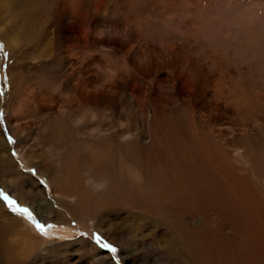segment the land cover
I'll list each match as a JSON object with an SVG mask.
<instances>
[{
    "label": "bare ground",
    "instance_id": "6f19581e",
    "mask_svg": "<svg viewBox=\"0 0 264 264\" xmlns=\"http://www.w3.org/2000/svg\"><path fill=\"white\" fill-rule=\"evenodd\" d=\"M72 1L61 0L62 8L59 9V36L65 44L62 48L63 58H60L63 60L61 68L65 72L64 81L58 86V81L53 83L49 79L45 82L47 85L52 84L51 88L48 85L50 89L40 93L41 79L35 83L29 80L24 84L26 75L21 73L18 83L12 80L15 86L29 84V103L44 111L52 120L57 117L63 119L64 112L68 111L64 110L65 107H68L69 112L74 111V106L78 109L76 111L79 114L68 125L71 129L74 125L82 127L79 128L78 137L73 139L75 142L59 141L55 137L50 148L65 151L64 146H76L77 152L73 151L78 155L76 163L82 169L88 168L82 170L87 173L86 185L77 192L76 182L69 178V172L41 168V172L51 176L55 196L67 201V204L74 203L73 197H77L78 202L83 199L109 200L107 208L98 210L94 204L85 205L83 202L79 216L95 221L113 240L118 241L117 237L121 236V242L127 243L134 237L133 230L152 228L137 243L148 242V246L158 249V254H171L179 264H239V259L245 260L248 255L251 261H264V133L257 130L251 121L242 123L239 128L220 123L222 119L231 120L232 114L242 116L257 108H263L264 111L260 97L254 99L250 95L252 80L243 81L250 86L247 85L240 93L236 86L226 85L224 91L218 94V89L214 87L216 75L213 72V76L208 75L203 69L190 64L188 45L181 41L176 46L182 59L179 56L166 58L155 42L158 40H145L149 35L155 36L152 31L157 23L154 9L146 10L145 17L139 11V18L132 8L126 11L129 12L127 21L130 20L133 32L128 49V58L134 57L133 67L129 68L116 60L103 73H86L83 70L87 62L84 54L78 52V58L72 52L74 44H79V38L71 31V27L86 25L87 41H90L100 29L105 30L106 25L99 22L103 10L96 13L97 16H92L94 20L89 13L81 16ZM160 23L166 24L163 20ZM24 29V36L13 40L14 45L27 40L29 36L36 37L31 29L27 31V25ZM165 36L161 38L163 41L171 38L164 39ZM171 45L170 50L174 47ZM52 49L47 52L46 46L40 47L38 54L49 56ZM59 53L62 54L61 51ZM53 57L57 59V52L53 53ZM21 87L17 92L19 99L26 97ZM161 91L166 93L161 94ZM57 94L63 95L67 105L59 104ZM159 111H167L177 119L169 131L165 129L160 132ZM142 117L147 121H140ZM125 119L131 123L125 124ZM15 122L12 120L10 123L12 130L23 135V129L19 128L18 121ZM30 148L34 153V146ZM103 151H114L116 153H110L117 156L106 158ZM65 156L69 157L67 154ZM145 156L151 157L145 158L143 165L141 161ZM125 164L140 170L144 178V193H140L142 189L139 184L127 183L123 174L118 172V168ZM58 165V168L67 167L62 160L58 161ZM157 170L165 172L164 182L154 179ZM80 179L83 182L84 178ZM103 182H106L105 188ZM149 186L152 194L148 192ZM37 192V196L32 195L33 199L43 208L33 202L30 204L36 207L42 217L51 219V204L45 189L40 186L39 193L43 195ZM128 198H135L136 201L130 203ZM126 200L131 204L127 209L135 211L131 220H128V227L118 226L120 234L117 230L105 229L113 217L111 213L122 215L126 211L123 206ZM159 234L163 240L156 237ZM38 245L37 236L24 224L11 218L0 204V264H26ZM99 250L93 246V251L98 253ZM105 258L103 255L98 260Z\"/></svg>",
    "mask_w": 264,
    "mask_h": 264
},
{
    "label": "rangeland",
    "instance_id": "374dc122",
    "mask_svg": "<svg viewBox=\"0 0 264 264\" xmlns=\"http://www.w3.org/2000/svg\"><path fill=\"white\" fill-rule=\"evenodd\" d=\"M60 3L61 0H0V43L4 45L3 50L0 51V89H2V92H0V142H2V144L0 143V189L8 193L19 205L28 207L36 220L45 225L44 231L39 230L32 220L13 212L8 204L0 199V204L5 212L11 218L24 224L25 228L31 230L39 240L38 248L31 254L30 259H27L26 264H179V262L174 261L171 254L166 256L158 254V249L148 246L146 244L148 242L144 244L137 243V240L142 235L150 233L152 228L151 230L150 228L141 229L142 231L140 229L133 230L134 237L129 243L121 242V236H119L120 238L117 237L118 241L113 240L102 228L96 225L95 221L79 216L81 215L80 209L83 202L85 205L94 204L95 209L98 210L107 208L110 204L109 200L83 199L84 201L80 200L78 202V198L73 197L74 203L67 204V201H62L55 196L51 176L41 172V168L55 172L61 170H65V173L69 172V178L73 179L74 183L76 182L75 189L77 192L81 191L87 181L85 177L87 173L82 170H88V168L82 169L76 163L78 155L75 153L77 148L74 144V147L68 146L66 148L64 146L63 150L65 151L50 148L55 137H58L55 140L75 142L73 139L78 137V132L80 134L79 128L82 127L74 125L71 129L68 125L79 114L76 111L78 109L72 106L74 111L69 112L68 107H65L64 110L68 111L64 112L66 113L64 118L57 117L52 120L48 118V114L44 111L32 107L29 103V97H31V92L27 88L29 84L21 87L20 85L15 86L12 82L15 79L14 81L18 83V77L21 73L26 75L24 84L29 80L31 83H35L36 80L41 79V89L43 91L41 90L40 93H43L52 86V84H48L50 86L48 88L45 81H49V79L53 83L58 81V86L64 81L65 72L61 68L63 67V60H60L61 57L63 58L64 50L62 48L65 45L61 36H59V9L62 8ZM72 4L80 11V15L83 14L84 16L89 13L91 19H94L92 16H97L95 14L103 10L99 22L104 26L106 25V28L105 30L100 29L96 35L92 36L95 39L87 41L86 25H73L71 27V31L75 32V35L79 38V44H74L72 52L78 58H80L78 52L84 54V59L87 62L83 70L86 73L94 71L103 73L106 71L105 68L107 69L108 65L113 64L116 60L117 63L125 64L129 68L133 67L132 58L134 57L128 58V49L133 40V32L130 29V20L127 21L129 12L126 10L132 8L137 16L139 11H142L143 17H145L146 10L154 9L157 23L152 31L155 36L153 38L152 35H149L145 37V40H158L155 42L162 49L164 57L179 56L182 59L183 56L178 55L179 53L176 50L177 44L182 41L190 47V64L192 63L195 67L203 69L202 71L208 75H216L217 79L216 83L214 82V87L216 90L218 89V94L224 91L226 85L236 86L240 93L248 85L244 84L245 80L248 79L249 82L252 80V87L249 90L250 95L254 99L260 97L259 99L264 104V0H73ZM117 13L120 18H118ZM161 19L167 26L160 23ZM26 25L28 26L27 31L31 29L36 37L29 36L27 40L18 41L14 45L13 40H18V36H24ZM165 34L167 36L164 39L171 38L163 41L161 38ZM200 41L201 44H198ZM88 45L89 47H87ZM170 45L173 47L171 50ZM43 46L47 47V52L53 48L49 56L38 54L39 48ZM52 52L55 54L57 52V59L53 57ZM4 53H7V57ZM196 54H198V57H195ZM202 54H205V60ZM227 72H230L229 75ZM227 75L230 77L228 78ZM228 79L232 80L234 85ZM227 82L228 84H226ZM235 82L237 85H235ZM19 87L24 89L23 93L26 97H23V99L18 98ZM159 89L160 87H158ZM209 91L213 92L212 90ZM160 93L165 94L166 92L161 91ZM62 97L63 95L57 94L59 104L65 106L67 100ZM262 109L257 108L242 116L232 114L231 120L222 119L220 123L231 128H239L242 123L251 121L258 128L257 130L264 133V111ZM108 118L110 119V117L106 119ZM158 119L161 123L160 132L165 129L169 131L173 121L177 120L174 115L170 116L167 111H159ZM12 120L14 122L18 121L19 128L23 129V135L12 130L10 125ZM141 120L147 121L144 117ZM124 121L125 124L131 123L127 122L126 119ZM141 123L139 122V124ZM30 146H34V153H32ZM152 147L150 149H153ZM110 152L116 153L114 151ZM110 152L103 151V154L109 159L117 156V154L113 155ZM62 153L63 155L64 153L67 154L69 157L62 156ZM60 157H63V159ZM150 157L145 156L143 158V161H141L143 165L146 162L145 158L149 159ZM59 160L67 164V167L58 168ZM118 172L123 174L127 183L139 184L142 189L140 193L145 192L143 187L144 178L140 174V170H136L132 165L125 164L124 167L118 168ZM80 178H84L83 182ZM154 179L156 182H164L166 180L165 172L163 170L155 171ZM103 183V188H105L106 182ZM38 184L45 189L46 196L51 204V219L42 217L36 207L30 204L33 202L41 209L43 208L40 203L33 199V196H37L36 190L39 193L40 186ZM103 188H100V190ZM148 190L152 194L150 186ZM21 197L25 198L26 201H22ZM128 201L131 203L135 202L136 199L128 198ZM130 205L126 200L123 205L126 211L122 212V215L116 212L111 213V216L113 214L110 220L111 223L106 224L104 228L117 230L120 234L118 226L128 227V223H130L128 220H131L132 214H135L134 210L127 209ZM117 214L118 216H116ZM156 237L163 240V238H160V234ZM105 243L111 245V247H104ZM93 246L100 248L98 253L93 251ZM162 247L164 246L162 245ZM112 249H115V251ZM172 254L174 255L175 252H172ZM98 255L100 257L104 255L106 258L98 260L100 258ZM248 258L245 260L240 258L239 264H246L247 261H249L247 264H264L261 258V261L255 262L254 259L251 261ZM175 260L178 261L177 258Z\"/></svg>",
    "mask_w": 264,
    "mask_h": 264
},
{
    "label": "snow or ice",
    "instance_id": "6c2138e0",
    "mask_svg": "<svg viewBox=\"0 0 264 264\" xmlns=\"http://www.w3.org/2000/svg\"><path fill=\"white\" fill-rule=\"evenodd\" d=\"M3 48H4L3 43H0V51H2ZM4 55H5V57H7V53H4ZM0 92H2V89H0ZM0 199L5 201L13 212L18 213L22 216H26L29 220H32L36 224V227L39 230L44 231L45 225L39 223V221L36 220L32 211L28 207H24V206L19 205L17 203V201L12 199V197L8 193L4 192L3 189H0ZM97 239L99 241V237ZM103 246L104 247H111V245H108L106 243ZM112 250L115 251V249H112Z\"/></svg>",
    "mask_w": 264,
    "mask_h": 264
}]
</instances>
